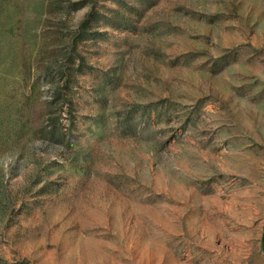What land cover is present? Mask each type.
Listing matches in <instances>:
<instances>
[{
	"label": "rangeland",
	"instance_id": "obj_1",
	"mask_svg": "<svg viewBox=\"0 0 264 264\" xmlns=\"http://www.w3.org/2000/svg\"><path fill=\"white\" fill-rule=\"evenodd\" d=\"M97 1L0 0V264H264V0Z\"/></svg>",
	"mask_w": 264,
	"mask_h": 264
},
{
	"label": "trees",
	"instance_id": "obj_2",
	"mask_svg": "<svg viewBox=\"0 0 264 264\" xmlns=\"http://www.w3.org/2000/svg\"><path fill=\"white\" fill-rule=\"evenodd\" d=\"M93 2H98L97 0H91ZM141 4L147 2V6H151L152 3L151 0H139ZM87 2H80V3H74L72 5L73 10H79L83 8ZM146 4V3H145ZM133 12H138L139 10L135 7L132 6L130 8ZM111 15H103L98 12V10L92 11L87 18L80 24L79 29L77 31L76 36L73 39V48L74 52L77 51V46L83 42L89 41V40H96L99 38V36L102 35V33H99L98 31L93 30L94 29V24L96 22H99V20L103 19L106 24L112 26V27H117L120 28L121 26H126V27H131L132 23L130 21H126L125 18L123 19L122 14L117 11V10H110ZM76 57H72V62H75ZM79 67L78 71L83 70L84 66V59L80 57L79 59ZM64 75H62L63 77ZM68 82H71V79H68ZM68 89L70 88L69 85L66 86ZM61 95L62 93L60 92V89L55 93V98L56 100H61ZM63 108V105L62 107ZM70 115H73L72 111H69ZM51 138L55 139L57 142H69V131H67L61 121H58L55 117L51 118V123H50V129L47 131V133Z\"/></svg>",
	"mask_w": 264,
	"mask_h": 264
}]
</instances>
